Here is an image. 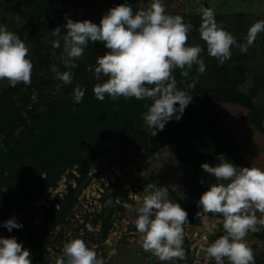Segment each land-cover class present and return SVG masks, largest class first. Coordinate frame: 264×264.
I'll list each match as a JSON object with an SVG mask.
<instances>
[{"label":"rangeland","instance_id":"rangeland-1","mask_svg":"<svg viewBox=\"0 0 264 264\" xmlns=\"http://www.w3.org/2000/svg\"><path fill=\"white\" fill-rule=\"evenodd\" d=\"M46 2L0 0V23L25 42L29 49L27 58L33 64L31 83L28 85L21 82L13 87L7 80H0V163L5 166L0 167V177H19L21 180L20 177L27 173V183L34 184L26 186L23 191L17 190L20 189L18 180L0 184V236L14 237L22 243L30 252L32 264H55L62 255L63 243L74 238L84 240L88 247L96 251L98 258L102 256L104 264H113L112 248L118 249L122 245L126 250L131 245L135 249L133 245L141 244V234L135 228L137 213L130 212L123 205L129 203L134 208L138 207L143 196L149 194L150 185L168 187L169 199L179 203L191 216L194 206L205 192L204 187L208 188L216 182L210 174L203 172L200 167L202 163L215 165L219 162L217 157L220 154L232 162L230 155L237 151L239 155L233 162L235 165L264 168V31L257 35L246 53L232 46V56L223 65L207 54L206 43L198 33L201 22L198 9L201 6L212 8L217 22L236 38L238 44L244 43L249 26L264 20V0H163L168 14L180 15L185 23L193 26L188 33L187 44H199L204 49L200 56L206 70L198 73V66L193 65L187 78L181 76L180 68L174 70L177 87L187 90L192 95V102L178 122L175 119L168 122L154 137L143 121V113L152 103L150 99H126L121 96L112 100L106 95L101 101L94 96V86L107 80L105 76L100 81L94 77L97 56L109 51L103 42H89L82 57L75 60L76 68L67 69L60 58L63 53L62 37L66 31L65 17L74 22L87 19L99 24L102 15L114 6L128 3L135 12L146 7L149 0H64V5L53 6L57 7L54 12L49 11V3ZM56 27L60 28L59 37L51 32ZM54 40H60V48L52 47ZM240 61L245 67V80L237 86V90L245 99L233 102L209 98L208 91H214L223 83V73L220 72L240 66ZM53 65L61 73L71 71L72 82L63 84L57 80L51 71ZM194 77L197 78L195 88L188 89L187 85ZM256 79H260L262 85L255 90L253 83ZM82 81L87 82L90 105L95 100L102 102V105L92 106L93 115L99 114L116 121L110 133L111 145L112 140L117 139L103 154L102 146H95L85 160L79 154L85 141L82 136L76 137L65 147L64 138L61 137L65 134L63 129L43 124V118L51 111V103H61V90L70 92L77 85L82 87ZM252 90H255L253 95ZM200 94L205 99L204 115H214L220 136L201 132L195 126L203 115L195 104ZM223 95L227 97L225 92ZM65 105L59 106L63 108ZM71 110L76 113L73 107ZM76 127L79 129L78 125ZM212 128L215 130L216 127ZM135 129H142L151 138L146 142L137 141L136 136L130 135ZM46 130L51 132L44 141L49 145V152L60 149L56 158L61 162L59 172L54 170L52 164L47 167L48 171L41 170V167H26V172H22L19 167H9L10 163L21 160V152L25 153L19 138L33 133L37 143L36 137L40 138ZM74 130L75 127L72 132ZM82 133L87 138L88 132ZM198 133L199 136H196ZM116 135H120L122 140L115 138ZM48 137L52 139L48 140ZM215 140L218 142L211 145ZM53 153L56 154L55 151ZM24 161L32 160L25 154ZM178 167H188L186 192L183 183H180ZM187 180L191 182L187 183ZM36 185L38 189L33 194ZM192 185H196L197 190L192 189ZM130 194L135 195L134 198ZM109 209L110 216L107 213ZM13 217L23 224V228L9 232L3 223ZM109 219L110 225L107 223ZM221 220L219 214L207 213L201 219L197 217L193 223L184 225L186 264H215L214 260L205 259L201 248L224 234ZM51 224H54L52 228ZM102 234L105 237L101 238ZM245 239L253 250L255 264H264V227L249 232ZM135 251L139 252L138 256L132 254L130 257L122 251L125 264H144L145 261L147 264H165L142 247ZM115 260L117 263V256ZM225 264H229L227 259Z\"/></svg>","mask_w":264,"mask_h":264},{"label":"clouds","instance_id":"clouds-1","mask_svg":"<svg viewBox=\"0 0 264 264\" xmlns=\"http://www.w3.org/2000/svg\"><path fill=\"white\" fill-rule=\"evenodd\" d=\"M198 12L201 17L199 37L206 43L207 54L218 59L220 65L231 58L232 46L246 53L257 35L264 31V20L256 21L249 26L245 42L238 44L217 22L212 8L201 6ZM65 20L60 58L67 69L77 67L75 60L82 57L89 42H103L109 50L96 58L95 79L100 81L102 76L107 77L93 88L97 99L103 101L106 95L112 100L121 96L150 99L152 103L143 113V121L152 137L168 122L182 118L192 102V95L177 87L172 73L180 68L181 76L187 78L193 65L198 66V73H204L206 65L200 56L204 49L199 44H187L193 26L185 23L180 15L168 14L163 0H149L146 7L135 12L128 3L114 6L102 15L99 24L87 19L74 22L65 17ZM51 32L53 36H60L59 27ZM52 47L60 48V40H54ZM28 54L25 42L0 23V80H7L13 87L21 82L30 84L33 64ZM51 71L63 84L72 82L71 71L61 73L55 65ZM196 82L194 77L187 88L194 89ZM84 95L85 89L75 86L73 102L80 103ZM217 159L219 162L215 165H200L216 182L201 194L197 201L200 211L196 215L200 219L207 213L222 216L224 234L201 251L205 259H212L215 264H225V259L229 264H255L253 250L245 238L249 232L264 227V168L237 166L223 154ZM149 188V194L143 196L138 207L129 203L123 205L137 213L135 228L141 234V247L161 262H184L183 226L189 224L188 213L169 199L168 187L150 185ZM3 227L11 232L22 229L23 224L13 217L6 220ZM29 255V250L16 238L0 236V264H32ZM55 264H104V260L98 258L84 240L74 238L63 243L62 255Z\"/></svg>","mask_w":264,"mask_h":264},{"label":"trees","instance_id":"trees-1","mask_svg":"<svg viewBox=\"0 0 264 264\" xmlns=\"http://www.w3.org/2000/svg\"><path fill=\"white\" fill-rule=\"evenodd\" d=\"M47 4L49 3L48 8L50 9L49 11L54 12L56 10L57 7L53 6H60L61 4L64 5V0H46ZM55 9V10H54ZM244 60V59H243ZM242 60V61H243ZM240 66L234 67V68H230L228 69V71L224 72L221 71L220 74L223 73L224 78L221 77L222 79V84L220 83V85L214 89V91H208V95L209 98L211 99H215V100H220L223 101L224 99L228 100V101H233V102H242L243 99H245V96L241 95L238 90H237V86L239 84L242 83V81L245 80V75H243L245 73V67H242V62L240 61ZM172 75H176V72L174 71L172 73ZM76 76V75H75ZM75 78V77H74ZM260 79H256V81H254L256 86H255V90L257 88H259L262 85V81ZM82 88L85 89V95L82 99V101L80 103H74L73 102V89L71 86L72 91H67L65 89L61 90V92L59 93V96L61 98V103L58 104H54L51 103L50 106V113L47 114L44 118H43V124L47 123L51 126L57 127L59 129H63V132L65 133L63 136H61L62 138H64L63 143H65V147L67 145H69L72 141H74V139L76 137H81L85 140L83 145L81 146L80 150H79V154L81 157H83L82 159L85 160L87 155L89 154L88 152L91 151V149L95 148V146H102V154L105 153L107 150V148L109 146H112L114 143L117 142V139H113L112 140V145H111V135L110 133H112V128L116 121L113 119V121L110 119V117L108 118H104L103 116H99V114L93 115L91 108L92 106H99L102 105V102H99L98 100H95L93 102L92 105H90L89 103V99H88V93H89V89H88V85L87 82L82 81ZM252 84V86H254ZM80 86V85H79ZM255 90H252L251 93L252 95L255 93ZM222 91V92H221ZM223 92H225V94L227 95L224 96ZM198 95V94H197ZM67 98V99H66ZM198 100H196L195 104L200 108L201 112L203 113L201 120H198L197 124L195 125L196 127H198V129L201 132H208L211 135H216V136H220L219 134V128L216 124H218L216 121L213 120V117H209L206 115H204L206 113V108L204 105V95L201 97V94L199 95V97H197ZM72 100V103H71ZM64 103H66V105L62 108L59 105H64ZM72 107L75 109L76 113H73V111L71 110ZM85 108V110H84ZM84 110V111H83ZM82 113V114H81ZM50 118V119H49ZM203 118V119H202ZM49 119V120H48ZM47 120V121H46ZM79 126V129L76 126ZM87 125V126H86ZM73 127H75V130L72 132ZM212 127H216L215 130ZM88 132L87 138L83 137V133L82 132ZM71 132V133H70ZM51 132H49V130H46L44 132L43 135H41V137H36L37 138V143L35 141V136L33 135V133L31 134H26L23 136V138H19V141L23 144V149L25 148V153L23 154L21 152L20 158L21 160L16 162H12L9 164V167H19L20 169H22V172H26V167L29 169L31 167H41V170L47 169V167H49L50 164H52V167H54V170H56L57 172H59L60 170V166H61V162L57 161L56 158L59 154L60 149L57 148L55 150H52L51 152H49V148L47 144H45L44 141L45 137L47 135H49ZM76 133V134H74ZM78 133L82 134L80 136H78ZM115 135V134H114ZM130 135H134L136 136V138L138 139L137 141L140 142H146L148 141L151 137L147 136V134L142 132V129H135V131H131ZM199 136V133L196 135ZM115 138H120L119 136H115ZM52 139L51 137H48V140ZM218 141L215 140L214 142H212L211 145H215L213 143H217ZM221 143V142H219ZM36 144V145H35ZM64 145V144H63ZM219 145V144H218ZM61 148H64V146H61ZM20 150V148H18ZM53 151L56 152V154L53 153ZM94 151V150H93ZM207 151H211L212 153L215 152V150H211V149H207ZM25 154L29 155V159L32 161H24V156ZM94 154V152H93ZM239 153L237 151H234L231 153V157H232V162H234L236 160V157H238ZM89 157V156H88ZM92 158V157H90ZM77 163L78 165H80L79 161V157L77 155ZM2 162V161H1ZM0 167H5L4 165H2V163H0ZM187 169L188 167H178V171L181 174V185L183 183L184 185V192H186V179L189 176L187 175ZM48 171V169H47ZM1 178V182L0 184L5 183H9L11 180L13 181H17L19 183V187L20 189H17L18 191H23V189L26 188V186H31L34 184H31L29 182V184L27 183L26 179H27V173L25 174V176H22L20 178H22L21 180H19V177H12L10 179H6L5 177H0ZM183 178V179H182ZM191 178H189L188 180H190ZM213 181H215V178L212 177ZM187 183L191 182L188 181ZM40 182H38L39 184ZM193 186V185H192ZM207 186V185H205ZM117 187V186H116ZM189 187V185H188ZM196 185H194L192 187L196 189ZM36 189H38V186L36 185L33 189V194H35L37 191ZM208 188L204 187V191H206ZM22 193V192H20ZM200 209L198 208V206H194L193 211L191 212V216L188 215V221L189 223H193L194 221H196L197 219V212H199ZM1 212V211H0ZM107 223L110 225V219L107 220ZM54 224L50 225V228L53 227ZM218 229H216V231L214 230V233H217ZM215 233V234H216ZM105 237V234H102L103 238ZM102 258V256H101Z\"/></svg>","mask_w":264,"mask_h":264},{"label":"crops","instance_id":"crops-1","mask_svg":"<svg viewBox=\"0 0 264 264\" xmlns=\"http://www.w3.org/2000/svg\"><path fill=\"white\" fill-rule=\"evenodd\" d=\"M111 217H112V216H111ZM183 227H184V226H183ZM207 234H208V233H207ZM128 246H129V248L126 249V250H123L122 245H120V247H119L118 249H114V248H112V249L110 250V252H113V253H114V259H113L114 262H113V264H125V263L123 262V260H124V255H123V252H122V251L127 252V253H128V257L132 256V254L138 256V253H139V252H136L135 250H136L137 248H140V247H141V244H140V245H136V246L133 245V247H134L135 249H132L131 245H128ZM125 248H126V247H124V249H125ZM120 252H122V253L120 254ZM116 256L118 257L117 263H116V260H115ZM139 258H140V257H139ZM148 263H151V262L149 261ZM182 263H183V264H186V263L183 262V261H182ZM144 264H147L146 261L144 262ZM165 264H174V262H165Z\"/></svg>","mask_w":264,"mask_h":264},{"label":"water","instance_id":"water-1","mask_svg":"<svg viewBox=\"0 0 264 264\" xmlns=\"http://www.w3.org/2000/svg\"><path fill=\"white\" fill-rule=\"evenodd\" d=\"M111 209V208H110ZM110 209L107 211V213H109V216L111 215V211H110ZM201 253H202V251H201ZM202 255H203V253H202ZM178 264H183L182 263V261H178Z\"/></svg>","mask_w":264,"mask_h":264}]
</instances>
